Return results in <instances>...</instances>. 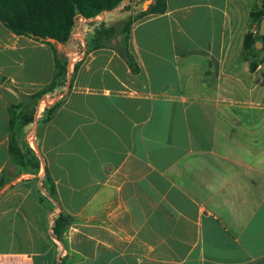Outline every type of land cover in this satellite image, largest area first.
<instances>
[{"label": "crops", "instance_id": "crops-1", "mask_svg": "<svg viewBox=\"0 0 264 264\" xmlns=\"http://www.w3.org/2000/svg\"><path fill=\"white\" fill-rule=\"evenodd\" d=\"M254 3L167 0L132 23V66L118 12L79 63L80 33L57 43L74 77L34 134L39 173L12 162L8 107L51 83L55 52L0 21V264H264V63L241 60ZM47 172L58 204L40 201Z\"/></svg>", "mask_w": 264, "mask_h": 264}, {"label": "trees", "instance_id": "trees-1", "mask_svg": "<svg viewBox=\"0 0 264 264\" xmlns=\"http://www.w3.org/2000/svg\"><path fill=\"white\" fill-rule=\"evenodd\" d=\"M151 1L144 11L142 4ZM255 3L250 12V24L245 34L241 60L249 64L251 72H255L264 63V36H261L260 25L264 20V0ZM167 10V0H0V21L11 32L26 36L35 41L50 45L55 52V71L51 83L43 89L23 95L22 102L8 107L10 115L9 151L12 162L19 171L39 173L43 161L40 158V143L34 134L36 122L38 127L50 123L56 116L63 100H59L68 88L69 73L72 88L74 68L69 55H59L56 44L68 45L77 34H81L77 54L85 57L90 52L104 48L116 36L117 25L109 24L107 17L118 12V18L125 27L121 32L124 58L132 66L131 54L128 50L130 27L139 18L162 14ZM87 36V37H86ZM261 41L263 47L257 50L256 42ZM35 144L36 150L32 146ZM40 201H54L56 186L47 173L41 176ZM57 207L54 206L53 211ZM52 237L61 241L69 221L64 213L54 215ZM61 264V263H59Z\"/></svg>", "mask_w": 264, "mask_h": 264}, {"label": "water", "instance_id": "water-1", "mask_svg": "<svg viewBox=\"0 0 264 264\" xmlns=\"http://www.w3.org/2000/svg\"><path fill=\"white\" fill-rule=\"evenodd\" d=\"M149 3H151V1H149ZM259 33L261 36H264V20H262V22H261ZM255 47L257 50H260L263 47V43L261 41H258V42H256ZM70 81H71V74L69 73L68 88H67L66 92L69 90ZM37 127H38V124L36 122V131H37Z\"/></svg>", "mask_w": 264, "mask_h": 264}, {"label": "rangeland", "instance_id": "rangeland-1", "mask_svg": "<svg viewBox=\"0 0 264 264\" xmlns=\"http://www.w3.org/2000/svg\"><path fill=\"white\" fill-rule=\"evenodd\" d=\"M258 4L261 5V4H262V1L259 0V1H258ZM72 65H74V62H71V66H72ZM32 146H33V147L35 148V150H36V147H35V144H34V143H32Z\"/></svg>", "mask_w": 264, "mask_h": 264}]
</instances>
